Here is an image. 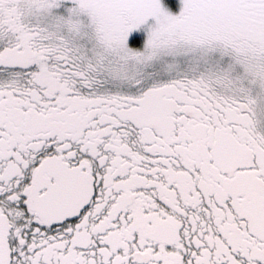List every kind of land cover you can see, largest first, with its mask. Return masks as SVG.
Listing matches in <instances>:
<instances>
[{"label": "snow or ice", "instance_id": "obj_1", "mask_svg": "<svg viewBox=\"0 0 264 264\" xmlns=\"http://www.w3.org/2000/svg\"><path fill=\"white\" fill-rule=\"evenodd\" d=\"M0 264H264V0H0Z\"/></svg>", "mask_w": 264, "mask_h": 264}]
</instances>
